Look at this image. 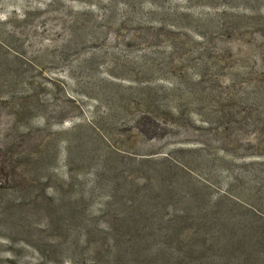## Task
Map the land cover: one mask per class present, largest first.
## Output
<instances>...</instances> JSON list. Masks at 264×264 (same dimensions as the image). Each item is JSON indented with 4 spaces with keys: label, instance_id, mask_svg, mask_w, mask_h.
I'll list each match as a JSON object with an SVG mask.
<instances>
[{
    "label": "rangeland",
    "instance_id": "1",
    "mask_svg": "<svg viewBox=\"0 0 264 264\" xmlns=\"http://www.w3.org/2000/svg\"><path fill=\"white\" fill-rule=\"evenodd\" d=\"M260 62L264 0H0V156L11 162L0 169V264L161 263L167 253L142 237L138 212L117 204L133 199L115 202L109 188L127 197L165 170L218 211L217 225L238 216L264 236L255 132L207 146L208 133L251 107ZM185 90L208 99L188 105ZM184 222L179 242L195 248L200 223ZM162 230L154 223L143 235ZM239 243L234 236L228 255L214 244L195 263L238 264ZM239 251L264 264V246Z\"/></svg>",
    "mask_w": 264,
    "mask_h": 264
},
{
    "label": "trees",
    "instance_id": "2",
    "mask_svg": "<svg viewBox=\"0 0 264 264\" xmlns=\"http://www.w3.org/2000/svg\"><path fill=\"white\" fill-rule=\"evenodd\" d=\"M231 30H233V24L228 26L226 32L230 34ZM171 49L172 55L180 52L176 46L172 47ZM260 67L264 70L263 62H260ZM258 89H261L260 92H252L246 97L247 107L249 105L251 107H248L245 112L242 113V119H233L236 122L232 121L231 119V122H228L227 126L224 124L223 127L220 126V121L217 122V124H219V126H217V132L218 130L221 132L220 134H215L216 131L215 133H208L211 135H216L214 139L207 142L208 147L212 146L215 142L224 143V140H229L231 137L235 136L236 134H234V132L240 129L243 130V132H248L250 130L254 131L256 139L262 144V148L264 149V118H262L264 117V83L263 86H258ZM181 96L187 100L186 103H188V105L194 101L195 97L208 99V96H194L193 92L186 90L182 92ZM179 111H184L182 105L178 106V112ZM233 122L234 125L232 124ZM75 148L76 147L72 145L66 146L65 156L67 159L72 158ZM175 155L180 154H177L176 152L171 156L173 157ZM171 159L174 160V158ZM176 161L178 164H180L179 160ZM10 163L11 162L8 158L5 159L4 156H0V169L7 170L6 165ZM203 164H208L207 167L212 165L209 159H204ZM257 165H259V168L251 170L254 172V177L250 175V178L252 177L251 181L254 182V185L259 191V197H257V199H263L264 162ZM155 176L156 177L153 181H156L155 183L158 184H147L145 189H138L139 187L133 186V190L129 194L130 196L128 195L127 197L120 195L121 192L118 190H113L111 186L109 190L112 192V200L115 202H118L119 200L127 201L130 197L133 199L130 206H122L120 203L117 204L120 206V208L123 207L122 209L126 215L133 216L135 213L136 216V213L138 212L139 216L140 213V217H136L137 219L134 225L139 224L138 226L143 230L142 237L147 238L150 243L157 242L155 243L157 246L162 245L161 249L158 248L154 251V253L159 254L165 251L167 254L161 256L164 260L158 264H196L195 260L207 262L211 256L215 255L214 251L216 250L218 252H223L224 255H228L229 252L233 251L230 249V247H235L233 244H231L234 236H238L240 240V243L237 247L241 251L245 249L249 251L253 245L254 247L264 246V236H262L259 230H257L258 227L254 223L248 221L247 219H243L242 217L238 218V216L228 217L226 214V220H224L219 226L216 224L217 214H219L218 211L213 206H206V208L200 206L196 200V193L194 191H190L183 184L177 183L175 181L176 179L171 177L167 170L155 172ZM95 177L96 182L103 181L102 175L99 172L96 173ZM9 181H11V179ZM13 195H15L14 192ZM191 195L193 198L192 204L189 202ZM251 197L252 199L256 198L254 195ZM194 203L195 207L193 206ZM192 207L195 210L190 212ZM168 208H171V217L170 219L166 220L167 211L165 209ZM178 208H182V210ZM133 209H136L135 212L132 211ZM162 209L165 210V212ZM155 211H157L156 215H154ZM153 215L158 217L154 218ZM190 216H193L196 219L198 222L197 224L200 223L196 227V230H191L192 239L194 236L195 237L193 241L191 240L193 243L190 244V246L195 245V248H187L185 247L186 245H182L184 242H179L180 233L184 231L185 225L187 223L184 221H186ZM154 223L159 224L163 229L162 233L159 234L160 236L156 237V240H153L152 235H143L144 232H147L148 227ZM214 244L218 246L216 250H214ZM239 250H235L238 252L237 256H235L238 264H250L251 259H256L254 257H250L249 254H246L245 258H243V254ZM254 253L255 252H253V254ZM119 254L120 252L116 249L110 253L111 261L115 262ZM231 259L229 260L230 263ZM177 260H179V262L175 263ZM225 261H223L222 264H225ZM99 264L101 263L99 262Z\"/></svg>",
    "mask_w": 264,
    "mask_h": 264
}]
</instances>
